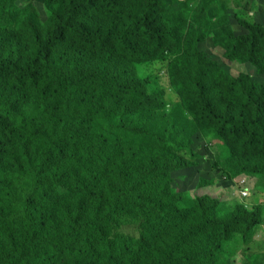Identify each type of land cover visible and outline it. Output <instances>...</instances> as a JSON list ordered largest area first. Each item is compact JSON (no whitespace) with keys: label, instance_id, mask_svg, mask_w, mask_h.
Listing matches in <instances>:
<instances>
[{"label":"trees","instance_id":"obj_1","mask_svg":"<svg viewBox=\"0 0 264 264\" xmlns=\"http://www.w3.org/2000/svg\"><path fill=\"white\" fill-rule=\"evenodd\" d=\"M19 1L0 0V264H229L262 207L189 199L174 175L201 133L225 142L227 180L264 179V84L222 76L163 0H46L43 19ZM244 31L219 39L255 65L264 27ZM168 57L170 112L138 71Z\"/></svg>","mask_w":264,"mask_h":264},{"label":"rangeland","instance_id":"obj_2","mask_svg":"<svg viewBox=\"0 0 264 264\" xmlns=\"http://www.w3.org/2000/svg\"><path fill=\"white\" fill-rule=\"evenodd\" d=\"M46 0H20L18 5L29 7L36 15L45 18ZM168 14L177 16L179 9L189 14L185 26L186 33L190 29L201 33L205 41L199 44V49L208 58L216 61L222 76L239 78L249 76L254 83L264 84V39L257 42V62L255 65L241 63L239 56L228 57L224 43L219 39L221 29L225 33L236 35L245 34L244 25L264 27V0H163ZM139 0H125L124 11L132 9ZM141 64L138 67L141 76H153L165 91L166 111H172L181 104V94L171 82L169 73L170 59ZM193 151L198 157L192 160V167L174 175L176 191L194 199L196 196L210 197L222 203V210L229 211L234 205L243 206L248 211L262 207L264 218V179L239 178L235 181L227 180L222 172L221 164L225 156L224 141L205 137L201 133L192 136ZM207 183L201 188L199 184ZM246 191L249 197L242 200L239 192ZM122 232L130 238H138L134 227H123ZM238 239L228 247L231 256L229 264L264 263V226L258 228L254 238L247 246L239 245Z\"/></svg>","mask_w":264,"mask_h":264},{"label":"built area","instance_id":"obj_3","mask_svg":"<svg viewBox=\"0 0 264 264\" xmlns=\"http://www.w3.org/2000/svg\"><path fill=\"white\" fill-rule=\"evenodd\" d=\"M238 194L242 200H245L249 197V194L246 191L239 192Z\"/></svg>","mask_w":264,"mask_h":264}]
</instances>
